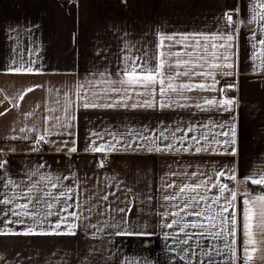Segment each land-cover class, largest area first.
<instances>
[{
  "label": "crops",
  "instance_id": "1",
  "mask_svg": "<svg viewBox=\"0 0 264 264\" xmlns=\"http://www.w3.org/2000/svg\"><path fill=\"white\" fill-rule=\"evenodd\" d=\"M256 5L257 0H0V113H4L0 115V154H5L7 161L5 169L0 170V179L24 180L26 173L43 164L42 173L53 178L67 177L60 181V187L72 188L73 199L68 203L73 207L68 211H75L80 217H69L67 221L76 225L75 235L0 236V264H197L198 259L206 260L202 255L186 261L180 259L177 240L187 237L179 229L196 217L182 212L184 219L179 225L171 229L162 226L179 219L164 218L161 214L179 211L173 205L181 203L164 201V195L177 191L175 187L166 189L165 185L172 182L182 185L195 179L183 173L213 175L235 169L236 180L228 179L226 172L220 182L251 196L264 192V187L252 185L250 179L245 183V178L264 170V57L257 51L258 39L264 38V21L253 20L256 12L264 10ZM225 13H232L238 22L231 49L234 67L225 70L233 75L217 73L215 90L186 92L188 99L174 97L176 104L186 107L82 106L85 101L81 97L97 104L118 99L113 94L98 99L93 93L101 94L108 87L99 83L104 79L100 73L110 79L118 78L116 73L123 67L121 57L126 54V46L128 55L144 51L151 54L161 33L227 31ZM173 50L181 48L177 45ZM21 60L36 61L32 66L39 73L7 71L16 66L13 61ZM201 81L197 77L191 82ZM202 82L213 83L211 78ZM229 84L235 85L237 91L236 98L226 97L234 100L231 111L220 108L202 111L195 106L203 104L204 98L220 99L223 97L220 89ZM78 85L84 87L80 89ZM29 88L34 90L28 92ZM68 100L73 103L65 113ZM68 115L75 119L70 121L71 127H63V123L69 122ZM57 116L60 123L52 119ZM45 117L50 118L47 124ZM209 121L235 126V143L227 147L228 153L235 148V155L194 150H125L120 145L118 151L111 153L86 150L96 139L92 135L95 132L126 133L147 128L145 135H158L165 127L173 129L179 125L186 130L189 125ZM45 128L49 129V142L37 145L39 150L33 151L35 138L44 134ZM226 130L227 127L211 129ZM202 131L208 129L198 128L189 135L198 136ZM111 139V135L105 136V141ZM101 142L104 141L97 140ZM72 147L77 151L70 152ZM102 154L108 157L109 164L100 167L96 158ZM238 180L243 184L239 185ZM216 192L213 189L209 195ZM104 196L108 199H103ZM243 199V195L238 196L240 208ZM121 208L131 211L127 214L116 211ZM6 227L20 231L24 226ZM64 230L62 227L61 231ZM195 239L190 241L193 247ZM260 248L264 249V244ZM216 259L219 261L221 257ZM237 264L242 262L238 260ZM253 264L264 262L255 259Z\"/></svg>",
  "mask_w": 264,
  "mask_h": 264
},
{
  "label": "snow or ice",
  "instance_id": "2",
  "mask_svg": "<svg viewBox=\"0 0 264 264\" xmlns=\"http://www.w3.org/2000/svg\"><path fill=\"white\" fill-rule=\"evenodd\" d=\"M256 7L264 10V0H257ZM257 18L264 21V11L256 12L253 20ZM225 23L227 31L221 29L211 34L161 33L158 35L156 49L151 54L144 51L142 54L128 55L129 46H126V54L121 57L123 67L118 68L116 73L118 78L110 79L105 77V73H100L99 75L104 79L99 83L107 84L108 87L103 88L101 94L93 93V96L98 99L101 98V95L109 96L110 94L115 95L118 99H114L110 103L97 104L88 101L87 97H81L85 101L82 106L84 108L119 106L164 109L176 104L174 97L188 99L184 95L186 92L215 90L217 73L225 76L233 75L231 71L225 70L234 67L231 49L234 46V35L238 22L234 21L232 13H225ZM253 38L255 39V33ZM218 41H222V43H218ZM257 43L260 46L257 50L259 56L264 57V38L258 39ZM177 45L180 46L181 50L174 51L173 49ZM253 48L256 49V44L253 45ZM253 59H256L255 52ZM35 63L34 60L27 63L23 60L20 62L13 61L16 66H10L7 71L11 74H38L39 70L32 66ZM197 77L202 78V81L211 78L213 83L191 82ZM83 87V85H78L80 89ZM234 87L233 84L228 85L229 90ZM33 90V88H29L27 91ZM220 92L223 93L224 89H220ZM157 96L160 97L159 100L156 99ZM23 98L22 94L20 99ZM129 101L132 102L129 103ZM72 103L71 100L67 101L65 113H68ZM233 104V99L226 97L216 99L213 97L204 98L203 104L198 103L195 106L202 111H210L212 108L231 111ZM176 106L186 107L188 105L176 104ZM3 114L0 113V115ZM49 119V117H45L46 124ZM52 119L58 123L61 122V118L58 116L52 117ZM66 119L69 122L63 123L62 126L71 127L70 121L75 117L68 115ZM216 127L220 129L227 127V130L212 132L211 129ZM198 128L208 129V131H202L198 136L189 135V133L197 131ZM20 131L23 132L24 129ZM148 131L147 128H144L129 130L126 133H112L109 130H105L104 133L95 132L92 135L96 139L91 141L86 150L92 153H111L118 151L117 145H120L125 150L142 148L149 152H187L194 150L195 153L210 151L218 154L235 155L236 153L235 148L230 153L227 151V147L235 143L234 125L228 126L225 123L217 124L215 121H209L208 123H201L199 126L189 125L186 130L179 125L173 129L165 127L158 135H145ZM176 133L182 134L177 136ZM49 134V129L45 128L44 134L35 138L32 150L38 151L37 145L48 143L47 136ZM108 135H111L112 139L105 141V136ZM218 136L224 137V139H217ZM97 140L104 142L97 143ZM164 141L170 142L164 143ZM178 144L179 147H177ZM212 145L216 147H212ZM221 149H224V152H221ZM69 151L76 152L77 149L72 147ZM6 164V160H0V170L5 169ZM44 167L45 165L41 164L36 169L29 171L24 180H16L11 177L0 179V206H2L0 207V225H4L0 226V236L76 234V225L67 223L69 217L80 218L75 211H68L69 208L73 207L72 204L68 203L69 200L73 199L70 195L72 188L60 187V181L67 179V177L53 178L51 175H46L40 171ZM100 167H103V163ZM226 172L228 179L233 181L237 179L234 174L235 169H225L215 172L213 175L202 172L183 173L185 177L191 175L195 179L191 183H183L182 185L175 184V182L165 185L166 189L175 187L177 191L164 195V201L179 200L181 203L173 205L179 211H165L161 214L164 218L172 216L179 217V219H172L170 223H165L162 226L171 229L174 225H179L184 219L181 216L182 212H185L187 216L196 217L195 220L183 223L179 229L180 233L187 237L177 240V247L182 254L181 260L186 261L190 257L202 255L206 260L198 259L197 264H237L238 260L242 264H253L255 259L264 262V249L260 248V245L264 244V192L256 196H251L250 193H240L236 188L220 182ZM171 175L176 176L178 174L172 173ZM214 177L215 182H213ZM249 179L252 185L264 187V170L251 178H245V183H248ZM201 189L203 190L201 191ZM213 189H216L217 192L209 195ZM241 195L244 196L242 208L238 207L237 204L238 196ZM103 199L107 200L108 197L104 196ZM116 211L127 214L131 209L121 208ZM51 217H56V220L52 221ZM7 225L24 227L22 230L16 231L6 227ZM62 227L65 228L64 231H61ZM188 228L197 231H185ZM165 236L167 238L168 233H165ZM194 237H196L195 247L190 243ZM204 240H207L208 243L204 244ZM213 241L219 243H213ZM258 252L262 254L257 256ZM216 257H221V260L217 261Z\"/></svg>",
  "mask_w": 264,
  "mask_h": 264
},
{
  "label": "built area",
  "instance_id": "3",
  "mask_svg": "<svg viewBox=\"0 0 264 264\" xmlns=\"http://www.w3.org/2000/svg\"><path fill=\"white\" fill-rule=\"evenodd\" d=\"M62 1H63V0H62ZM122 1H124V0H122ZM222 89H224V92L221 93V95H222L223 97L233 96V97L236 98V93H237L236 89L232 88L231 90H229V89H228V86H225V87H223ZM1 103H2V99H0V104H1ZM39 145H40V144H39ZM5 157H6L5 154H0V160H4ZM96 162H97V164H98L99 166L101 165V163H103V166H107V165L109 164V159H108V157H107L106 155L102 154V155H100V156H98V157L96 158ZM237 183H238L239 185H241V184H243V181H242V180H238ZM259 192H260V190H259Z\"/></svg>",
  "mask_w": 264,
  "mask_h": 264
}]
</instances>
